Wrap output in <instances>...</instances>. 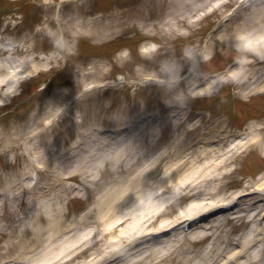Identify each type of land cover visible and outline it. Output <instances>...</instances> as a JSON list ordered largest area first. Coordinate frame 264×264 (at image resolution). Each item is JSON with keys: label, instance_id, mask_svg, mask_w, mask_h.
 Returning a JSON list of instances; mask_svg holds the SVG:
<instances>
[{"label": "rangeland", "instance_id": "rangeland-1", "mask_svg": "<svg viewBox=\"0 0 264 264\" xmlns=\"http://www.w3.org/2000/svg\"><path fill=\"white\" fill-rule=\"evenodd\" d=\"M44 1L0 0V36L6 34L9 38L23 40L27 46L34 48L29 53L26 51L17 55L20 59L15 58L16 62L21 61L22 55L31 60L33 56H37L33 62L34 72L21 83V93L15 96L12 104L17 108L16 113H24L35 120L27 128L22 122L24 129L21 132L32 127L38 130L44 121L50 120L52 124L53 129L48 133L46 144H50L52 139L57 150L56 157L62 153L64 156V198L60 205L57 204V208L61 206L62 213L58 216L60 225L56 231L63 229L54 237V246L38 251L36 246L39 238L53 225L48 218L54 217L55 209L37 214L32 211L26 198L19 199L15 204L7 199L0 200V264H28L37 256H40L41 261L46 260V264H87L95 261V246L86 245L89 234L84 231L95 225L94 210L90 211L86 222L76 223L87 209L96 207L99 200L109 193V187L125 185L122 177L133 176L151 157L158 154L162 146L172 140L175 135L173 119L178 105L185 107L188 121L203 118L208 121V126H212L213 122H224L232 131H243L255 120L264 121V92L243 98L241 93L236 92L235 82L222 83L218 87L221 90L216 95L206 96L207 94L194 92V89L202 86V77L221 72L230 65L236 66L239 59L252 55L251 51L243 50L238 44L228 40L218 42L211 57L206 60L201 59L198 53L204 50L208 39L223 35L227 27L229 34L234 32L245 14L252 12V5L264 8V0H254L247 9L242 10V5H238L239 0H231L195 21L198 13L218 1L212 0L208 6L196 8L191 16L186 11L184 17L187 16L188 20L183 27H173L171 21L169 26L164 21L163 27L153 22L152 28L159 31L158 37L149 35L146 38L139 29L114 40L107 38L106 41L104 38L77 35L73 31L74 24L71 27L64 20L69 18L72 22V17H87V13H95L97 10V13L117 11V7L124 6V2L125 5L132 2L133 7L130 8H138L146 16H149L148 13L157 15L161 11L159 19L154 18L162 23L168 7L161 5L162 0H156L159 7L155 9H152L150 0H146L149 7H141L140 0H83V3L75 0H48L52 5L51 9H46L48 6L44 5ZM137 2L139 4L136 5ZM177 16L179 14L175 15ZM190 19L195 21L193 26L189 25ZM57 33L64 34L68 47L64 58L55 49ZM227 34L225 36H229ZM150 40H158L156 49L143 53L142 44ZM2 55L0 52V58ZM189 72L192 73L189 75ZM154 76L177 82L160 84L147 80ZM118 81V85L107 84ZM10 106L7 104L0 108V113L6 112L5 108ZM200 107L204 109L203 114L198 112ZM158 111L164 115L160 123L166 121L168 126L149 125L146 132H139L146 134L147 141L153 144V148L148 149L149 153L136 163L129 174L118 175V169L123 172L127 169L123 159L115 165L116 171H113L114 166L106 165L94 175H89L75 161L71 163L78 155L81 156V152H88L94 140L107 134L100 132V126L131 124ZM203 131L205 128L201 132ZM194 135L197 136V133L191 134ZM91 140L93 141L90 142ZM6 143L7 137L0 136V189H6L9 178L25 164L19 158L16 169L2 167L5 157H1V152L7 147ZM37 147L44 152L45 144ZM140 149L146 151L142 145ZM161 165L154 169L155 177L150 176L151 184L156 182V173L161 170ZM65 168L69 170L67 174ZM263 173L264 152L258 147H252L240 155L236 169L220 192L246 193L247 200L255 206L258 218L260 210L264 208V192L257 191L255 184H258L256 181ZM188 200L187 196H183L170 202L164 216H174L177 209ZM239 222L231 221L229 224L235 236L248 229H245L246 223ZM61 234H64L63 239ZM58 244L62 245L61 248H58Z\"/></svg>", "mask_w": 264, "mask_h": 264}, {"label": "bare ground", "instance_id": "bare-ground-1", "mask_svg": "<svg viewBox=\"0 0 264 264\" xmlns=\"http://www.w3.org/2000/svg\"><path fill=\"white\" fill-rule=\"evenodd\" d=\"M81 1L78 0L79 3ZM150 1L153 4V0ZM211 1L162 0L161 5L168 7L162 23L154 18L159 19L161 11L160 14L148 13L149 16H146L138 8H117V11L101 15L78 16L77 19L72 17V22L69 18L64 21L71 27L74 24L73 31L77 35L104 38L105 41L107 38L114 40L139 29L146 38L149 35L158 37L159 31L152 28L153 22L163 27L164 21L168 26L171 21L173 27H183L188 20L187 16L184 17L186 11L191 16L196 8L208 6ZM230 1L218 0L215 6L218 8ZM44 5L48 6L46 9H51L52 3L44 1ZM140 5L149 7L146 0H140ZM245 15L234 32L229 34L227 27L223 35L208 39L200 55L203 60L210 58L216 44L223 40L238 44L241 49L251 51L252 55L241 59L236 66L229 67L219 78L202 83V86L194 89L195 94H210L218 84L233 80H238V91L243 95L264 92V8L253 7V12ZM194 20L197 21L195 18ZM194 20L190 19L189 25L193 26ZM227 33L229 36H225ZM0 43V50L6 52L5 57L0 59L2 107L7 102H12L13 92L21 77H24L23 73L27 75L34 72L33 62L37 56H33L31 60L22 55L18 63L13 58L14 54H23L26 51L29 53L34 48L27 46L23 40L13 42L4 37L0 39ZM141 47L143 53L150 51L148 44H142ZM177 114L174 124L178 128L184 126L185 134L178 132L171 145L165 146L135 175L122 177L125 185L109 187V193L99 200L96 207L88 209L76 223L86 222L90 211L94 210L95 225L84 230L89 234L86 245L95 246L97 253L92 264H264V217L256 218L254 207L247 200L246 193L220 192L228 183L227 180L234 172L242 153L254 145L264 152V121H252L245 130L235 132L228 129L227 123L213 122L212 126H208V122L202 118L185 126L184 121L187 119L184 114L182 111H177ZM21 120L22 117H12L9 112L0 115V136L7 137L5 146L8 147H4L2 152L6 158V167L16 169L19 157L25 161L24 167L19 171L16 169V174L9 178L4 199L15 204L20 197L26 196L37 214L55 209L53 218L47 215L53 225L39 238L36 246L38 251H43L55 245L53 239L63 229L56 231L60 225L58 216L62 213L61 206L57 208V204L60 205L64 198V156L62 153L56 157L57 150L52 145H47V148L45 146L44 152L38 150L34 141L45 144L46 136L37 130L32 134L33 127L21 132ZM145 121L133 125L145 129ZM147 121L155 125L154 120ZM200 128H205L204 136L200 132L192 137L191 134ZM27 132V138H19L20 133ZM145 139V134L135 132L126 139L111 140L108 135L101 136L91 140L92 147L88 152H81V156L78 155L71 163L75 161L89 175H94L106 165L114 166L113 171H116L115 165L123 159L127 169L124 172L118 169V175L125 176L142 158L140 146ZM7 155H10L9 159ZM166 159L167 167L161 173L160 179L151 184L147 179V168ZM34 171L37 174L36 181L31 183ZM68 172V168H65V173ZM41 178L44 179L42 183ZM256 182L258 184H255V189L264 192V174ZM54 184L58 188H51ZM182 194L188 195L191 200L172 219L161 217L171 199ZM262 196L264 199V194ZM223 209L227 211L219 213ZM188 219L191 227L190 238L206 240L204 244L189 242V235L186 236L182 231L172 232L174 227L184 224ZM232 219L240 221L239 224L246 223L247 232L235 237L233 230L228 227ZM153 232L158 235L153 236ZM61 235L63 239L64 234ZM62 245L58 244V248ZM39 257H33L28 264H46V260L41 261Z\"/></svg>", "mask_w": 264, "mask_h": 264}]
</instances>
